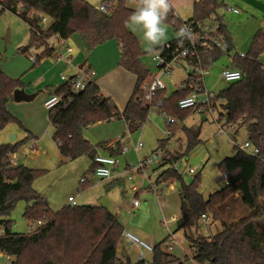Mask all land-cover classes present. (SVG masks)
I'll use <instances>...</instances> for the list:
<instances>
[{"label":"trees","instance_id":"trees-1","mask_svg":"<svg viewBox=\"0 0 264 264\" xmlns=\"http://www.w3.org/2000/svg\"><path fill=\"white\" fill-rule=\"evenodd\" d=\"M109 6L105 12L88 0H2L0 15L10 10L19 12L17 5L22 3L23 11L19 15L31 23L35 20L27 17L29 12L43 13L52 17L51 24L42 32L30 28L31 42L37 48H43L38 61L50 57L57 47L49 45V38L58 33L64 40L78 33L87 53L99 44L114 39L120 50L119 64L136 75L133 94L126 107L121 111L111 97L101 94L94 79L79 92H71L69 76L56 93L69 97L67 105L58 104L49 109V118L55 130L53 139L61 154L67 158L89 156L92 159L88 171H94L95 156L98 148L84 134L91 123L123 118L129 131L140 129L148 120L153 108L165 111L175 118L185 119L195 108H181L179 100L190 92V88L175 89L166 95L165 89L158 90L151 104H143L139 96L140 85L150 72V66L143 61L142 50L136 35L128 27V18L134 12L127 6L126 0L103 1ZM220 3L217 0H197L194 2L193 15L184 20L170 11L165 20L175 26V32L188 20H203L218 14ZM35 11V12H34ZM227 39V46L207 51L199 50L202 65L211 66L220 57L230 54L233 44L231 36L223 22L219 27ZM175 38L159 46L161 52L166 45L174 47L179 40ZM264 52V35L256 33L247 53L232 55L231 63L243 72L240 80L229 82V86L218 92L223 99L219 104L218 119L238 126L247 125V139L259 148L257 154H250L235 144L231 155L225 156L219 163L220 171L227 174L228 182L224 187L210 193L207 197L199 191L200 178L186 183L181 172L175 167L178 159L166 158L167 165L156 177V183H181L180 198L182 222L180 228L185 232L192 257L181 259L163 248L165 238L154 246L149 264H187L193 259L198 264H264V63L260 55ZM54 55V56H56ZM195 58H192L193 61ZM36 64V63H35ZM89 71V70H87ZM23 86L21 78H12L0 70V130L11 122L19 121L7 106L9 97L17 87ZM162 105L157 107V100ZM174 124L169 127L174 128ZM188 153L197 146L200 139L199 126H184ZM174 134L172 132L170 136ZM26 140L0 144V225L4 232L0 234V253L11 255L12 264H145L144 260L133 261L131 257H120L118 245L122 239L124 226L108 207L101 204H67L54 210L45 196L33 183L43 174V169H35L23 164L13 165L10 155L15 153ZM160 147L166 148L167 140L159 139ZM100 146L107 148L106 143ZM159 147V148H160ZM113 156L123 152L118 143L109 147ZM88 180L82 184L88 183ZM19 200L27 202L24 215L38 222L36 228L27 233L12 231L11 212ZM249 209V213L226 224L214 235L199 233L200 217L204 213L214 218L222 217V210L235 214L236 202ZM240 204V205H241ZM224 212V214H225ZM227 215V214H226ZM260 221H263L260 224Z\"/></svg>","mask_w":264,"mask_h":264},{"label":"rangeland","instance_id":"rangeland-1","mask_svg":"<svg viewBox=\"0 0 264 264\" xmlns=\"http://www.w3.org/2000/svg\"><path fill=\"white\" fill-rule=\"evenodd\" d=\"M88 1L98 6L106 0ZM107 1L113 2L115 0ZM170 2H172V0H170ZM227 3L229 6H237L241 10L240 14H235L231 9L225 8L223 4H221L218 9V15L223 16V22L227 25L230 35L233 38L235 49H231L229 53L234 54V51L239 53L247 52L256 33L261 32V34L264 35V13L260 14L258 10L249 7V3L243 0H227ZM252 3L256 6L253 0ZM126 4L135 11L138 6V0H126ZM173 5H175L174 10L177 12V15L182 19H188L193 15V0H174ZM171 9L172 7L170 10ZM37 15L40 16V21L36 22V24L21 17L19 12L15 13L6 10L0 15V70L12 78L23 77L31 64L29 56L40 54L43 50V48H37L31 42L30 28L33 27L36 30H40L41 27L47 28L53 19L49 15L43 13H37ZM42 16L46 18L44 22L42 21ZM162 26L166 27V36L169 37L161 40L160 44L152 46V51H148V44L143 38L142 27L128 23L129 29L136 35L142 50L145 52L143 61L148 63L149 66L153 63V56L160 51L159 46L169 41L168 39L171 40L177 36L175 26L170 21L164 20ZM25 45H29V48L25 53H22L20 49ZM260 60L264 63V52L260 55ZM227 62L228 56L225 54L210 67L209 73L204 77L206 89L218 93L229 86L230 83L220 76ZM190 69L191 66L185 61H182L175 65L171 74V79L164 75L162 76V79L167 85L165 88L166 95H170L182 84L183 80L187 78V73ZM155 72V68L150 69L151 74ZM41 89L44 90V88ZM139 94L142 96L143 90L140 89ZM29 103L36 104L35 99L24 102L23 104ZM142 103L145 104L147 102L142 100ZM43 109L49 123V130H46L45 135L40 138L43 139L41 148L45 150V153L35 158L28 157L26 162L22 159L21 164L29 163L30 165L26 166L44 170L43 174L34 180L33 185L45 196L54 210L61 209L67 202L70 194L75 196L76 204H89L83 202L82 199L85 193H92L96 198L95 204H102L107 197H110L111 200L115 199V203H117V212L119 213L124 210L123 213H125V208L129 209L128 202L135 194L133 186L141 187L143 180L150 179L149 176L153 172V168H156L159 162L148 163L143 172L138 171L134 164L139 160L151 156L154 152L159 154L161 163L165 162L166 158L177 157L178 159L174 162V165L179 172H181L183 180L186 183H190L195 176H198L200 178L198 189L204 197H207L211 192L225 185L222 180L223 174L219 168L220 161L225 156L231 155L234 151L235 144L241 145L247 136L246 124L239 125L237 129L232 130L229 126H225V119H218V110H215L212 114H205L207 119H203L204 113L200 114V112L195 109L183 120L177 117L175 118L176 123L172 129L174 134L169 137L167 130L171 127H169L167 123L168 115L160 113L161 110L152 107L147 122L140 129L134 132L127 131L128 135L124 141L127 142L126 145L130 147V150L123 151L116 155L118 162L115 166V174L118 176L101 178L97 176L94 171H88L92 163L89 156H81L74 160L64 162L60 161L61 157L59 156V150L52 138L53 134L51 131L53 130V125H51L49 121V109L45 107V105ZM21 113L24 115L25 121H29L30 123L38 122V114L34 111L30 112L28 109H23ZM41 114H43V111H41ZM110 121H101V123H108ZM9 124L16 126L19 132H23V130L26 129L21 118H19V121ZM185 125L200 127L201 141L188 153H186L187 137L183 130ZM222 125L224 127H222ZM155 127L162 133L161 138H158ZM88 128L89 127H86L84 131ZM13 133L16 134V132ZM10 136V134L6 135V131L1 129L0 144L9 142ZM105 139L106 138H97L96 140H90L97 146L98 152L103 155L108 154L105 148L100 146V144L106 143ZM159 139L167 140L166 148L160 147ZM140 141L143 145L139 151H136L134 146ZM19 151H23V148ZM21 155L23 157L25 156L24 153H21ZM191 166L197 168L196 173L191 174L189 172L188 169ZM130 175L132 176L131 178L129 177ZM117 177H123L125 180L124 185L122 186L117 183L112 185V188H107L106 182ZM83 178H92L93 183L90 184V182H88L84 185L82 184ZM169 184L170 183L161 184L162 187H159V194L152 190L142 189L137 197L140 199L142 206H147V209L144 208L142 211L141 207L139 213L138 210H135V212L127 213V215L130 219L133 217V222L141 224L140 227L142 232L138 233L134 231L136 235L153 246L160 243L165 238L170 239L172 236L170 234L174 233L173 240L176 239V245L171 252L181 259H186V255L192 257V252L189 242L185 237V232L180 228L182 222L180 206L181 183L174 180L172 182V187H169ZM168 192H170L169 195H167ZM161 202L164 205L163 209L165 212H169L170 215L176 213L179 217L178 220L171 223L172 226L170 229L167 227L168 224L164 220V214L160 207ZM240 204L237 200L235 205L236 208H234L236 209L235 214H232V208L229 212H225L224 209H221V218H214L210 214L209 234L203 233L201 229H199V233L214 235L222 230L226 224L248 214L249 209ZM26 205L27 202L25 200H19L11 212L10 218L13 220L12 231L14 232L27 233L31 231V228H36L39 225L38 222L32 224V222L25 217L24 211ZM262 223L263 221H260V224ZM3 232L4 228L0 225V234ZM127 251L133 261L138 260L137 255L139 254V250L137 248L128 245ZM152 256V252H146V258L148 260H151ZM8 263L7 257L4 254H0V264ZM187 264L198 263L191 258L187 261Z\"/></svg>","mask_w":264,"mask_h":264},{"label":"crops","instance_id":"crops-1","mask_svg":"<svg viewBox=\"0 0 264 264\" xmlns=\"http://www.w3.org/2000/svg\"><path fill=\"white\" fill-rule=\"evenodd\" d=\"M173 1L174 0L170 2V5L172 7L170 11H172L173 13L177 15V12L174 10L175 5H173ZM243 1H245L246 3H249L250 5L249 7H253V9L258 10L260 14L264 13V0H253L256 6L253 5L252 0H243ZM226 3H227V0H226ZM193 7H194V0H193ZM233 13L240 14L241 10L239 9V12L233 11ZM227 30L229 32L228 28ZM167 37L169 36H166V38ZM168 40L170 41V39ZM231 40L233 44L232 49H235L232 37H231ZM48 41L49 43H51L52 46L57 47L56 52H58V55L60 56L58 55L54 56L56 55V53H54V55L50 57H44L43 59L38 61L36 64L31 61L29 68L24 73L23 77L21 76V79L23 82V86H21V88H24L26 92H38L37 96L34 98L36 104L34 103L33 104H30V103L23 104L24 102H28V101H16L13 97V94L9 97V100L7 103L8 109L16 117H18V119L21 118V120L24 122V126L26 127V129L23 130V132L17 131L16 126H12L10 124H7L3 128V131H6V135L8 134L12 135L14 134L13 132H16L15 134L16 137L13 142L20 141V140H26L25 141L26 143H24L15 152L16 153V164L15 165L21 164L22 159L24 160V162H26L28 157L35 158V157H38L40 154L45 153V150L41 148L43 139H40V138L45 135L46 130H49V123L46 119V113L43 108L45 105V101L48 100L53 94H56L57 88H59V86H61L65 82L62 76L69 77V76L79 74L81 71H85V70L92 71L93 79L99 85L101 94L111 97L121 111L124 110L129 99L131 98L133 91H134L135 84H136V80H137L136 75L119 64L120 50L114 39H110V40H107L99 44L90 53L86 52L82 38L78 33L73 34L68 39L64 40L63 42H61L60 40L52 36L49 38ZM67 47L71 48L70 52H67ZM248 51L245 53L247 54ZM235 52L237 51H234V53ZM232 55L233 54L231 53L227 54L228 56L227 64L229 63V60ZM227 64H225V66H227ZM41 88H44L45 91L42 90ZM43 91L45 94L43 93ZM136 98H138V96ZM23 109H28V111L30 112L34 111L35 113H37L38 122L30 123L29 121H25V117L21 113V110ZM41 111H43V114H41ZM110 120H109L110 122L108 123H101V122L91 123L88 126L89 130L87 129L86 131H84L85 136L89 138V140H96L97 138L98 139L106 138L105 142H106L107 148H105V150L108 152L107 155H111L109 147L110 148L115 147L118 143L122 144L123 146L126 145L127 142H125L124 140L127 138V135H128L127 131H129L128 124L123 118L116 117ZM11 123H14V122H11ZM51 125L53 124L51 123ZM155 129H156L158 138H161L162 133L156 127ZM54 130H55V127L53 125V130L51 131L52 134L54 133ZM52 138H53V135H52ZM54 142L57 145V148L59 150V156L61 157L60 161L64 162V161L76 159V158L64 157L61 154L58 144L56 143L55 140ZM22 148H23V151H19ZM129 148L128 150H130ZM21 153H24L25 156L23 157ZM97 154H101V153L97 152ZM91 162H92V159H91ZM23 165H30V164L24 163ZM165 167L166 166H164L163 162L161 163V160H160L159 165H157L156 168H153V172L149 176L150 179L143 180L141 183V187L133 186V191L135 194H134V197L128 202L129 206H130L131 201L134 198H138L137 196L141 193L142 189L149 190V191L152 190L156 192L157 194H159L160 192L159 187H162L161 184H166V183L164 182L157 183L158 188H156V190L153 188L152 183L155 182L156 177ZM87 180L90 182V184L93 183L92 178L87 179ZM124 182L125 180L123 179V177L121 178L117 177V178L107 181L106 187L110 188L112 185L117 184V183L123 186ZM169 194L170 192H168L167 195ZM69 196H72V195L70 194ZM82 201L87 202L89 204H95L96 198L93 196L92 193H85ZM68 203L69 202L67 199V202L65 203V205H67ZM101 205H105L113 213L116 212L115 214L117 215L118 219L124 226V229L130 230L132 232L134 231L138 233L142 232V229L140 227L141 224L133 222V217L130 219L127 213H133L135 212V210H138V213H139L141 211L140 209L141 207L143 211L144 208L147 209V206L143 207L141 203L140 206L137 209H135L133 212H129L128 208H125V213H123L124 210L118 213L117 203H115V199L111 200L110 197H107ZM160 207L164 214V220H170L171 215L169 212L164 211L163 209L164 205L162 202L160 204ZM173 214H176V213H173ZM33 223L34 222H32V224ZM171 223L172 222L170 221L168 222L167 227H169V229L172 226ZM118 255L120 257L129 256L128 251H127V245L123 241L120 242L118 245Z\"/></svg>","mask_w":264,"mask_h":264},{"label":"built area","instance_id":"built-area-1","mask_svg":"<svg viewBox=\"0 0 264 264\" xmlns=\"http://www.w3.org/2000/svg\"><path fill=\"white\" fill-rule=\"evenodd\" d=\"M2 0H0L1 2ZM197 0H194V2ZM220 5L223 4L225 8L231 9L234 12H239L238 7H232L229 6L226 3V0H217ZM109 6L108 2L101 3L99 5V9L103 12L107 10V7ZM17 9L19 12L23 11V5L22 3H19L17 5ZM27 17L30 20H35L36 22L40 21V16L36 13L29 12L27 14ZM42 21H45V16H42ZM37 19V20H36ZM186 20V19H184ZM223 23V16H219L218 14L212 15L209 18L203 19V20H188L183 23L181 26L186 28L189 33L191 34V38H179L178 43L171 47L170 44L166 45V50L164 52L159 51L157 54H155L152 58L153 63L150 68H155L156 72L154 74H151L150 72L148 75H146V78L140 85V89L143 90V95L141 96L139 94L138 98L139 100H144L147 103L145 104H151L154 94L161 89L166 88V83L162 79V76H166L171 79L172 71L178 63L185 61L191 66V69L187 73V78L183 80L182 84L178 87V89L183 87L190 88V92L182 97L179 100V106L181 108H195L197 109L200 114H212L215 110L218 109V105L223 102L222 98H219L217 96V92L210 91L206 89L205 83H204V77L207 73L210 71V66L205 67L202 65V60L199 55V50L207 51L215 48H223L225 49L227 46V39L226 36L219 31V27ZM45 30V28L41 27L39 32H42ZM52 37L60 40L61 42L64 41L60 37L58 33L53 34ZM50 46L51 43H49ZM71 48L67 47V52H70ZM241 56H247L245 52L239 53ZM57 56V55H56ZM60 56V55H58ZM62 56V55H61ZM30 60L33 63H37L38 56L37 55H30ZM192 58H195L193 61ZM69 60V59H68ZM232 56L229 60V63L227 66L223 67L221 71V78L224 79L227 82H234L237 80H240L243 77V72L238 67H235L231 63ZM63 79L66 81L69 79L68 76H62ZM93 79V72L92 71H81L79 74L74 75L73 78L70 79L71 82V92H79L80 90H83L88 81ZM69 97L65 98L62 95L59 94H53L48 100L45 101V106L48 109H52L55 106H57L60 103H63V105H67L69 102ZM157 107H160L162 105V99L157 100ZM160 113L167 114L165 111H161ZM168 115V126L170 124H174L175 117ZM225 126H229L232 130L237 129L238 125L236 123H227L225 119ZM222 127H224L222 125ZM173 132L172 128H169L167 130V134L171 135ZM143 143L140 141L137 144H135V150L138 151L142 147ZM238 145V144H236ZM239 148L243 149L247 153L250 154H257L259 152V148L255 146L252 142H250L248 139H245V141L238 145ZM128 146H123V151L128 150ZM162 158V157H161ZM10 161L13 165L16 164V153H13L10 155ZM160 162V156L157 152H154L151 156H148L142 160H139L137 163L134 164V166L137 168L138 171L143 172L144 169L147 167V164L150 162ZM95 170L94 173L101 177V178H112L115 176H118L115 174V166L117 165L118 160L113 155H102V154H96L95 156ZM189 172L191 174H194L197 172L196 167H189ZM222 180L226 184L228 182V177L226 173H223ZM132 177L131 175L129 176ZM87 179L83 178L82 182ZM153 188L156 190L158 188V185L156 182L152 183ZM169 187H172V182H170ZM68 204L70 205H76V198L75 196H69L68 198ZM141 204V201L139 198H134L129 206V212H133L135 209H137ZM179 217L176 214H172L170 216V220H165V222L168 224V222H173L175 220H178ZM209 220H210V214L204 213L200 217L199 225L200 229L205 234H209ZM172 235L170 239L165 241L163 243V248L166 251H172L176 245V239L174 238V233L170 234ZM124 242L127 246L135 247L139 250V254L137 255V258L139 260H144L145 264H149V260L146 258V252H154V246L142 238H140L138 235H136L134 232L124 229L122 233V239L121 242ZM4 254L9 263H13V259L11 255Z\"/></svg>","mask_w":264,"mask_h":264},{"label":"clouds","instance_id":"clouds-1","mask_svg":"<svg viewBox=\"0 0 264 264\" xmlns=\"http://www.w3.org/2000/svg\"><path fill=\"white\" fill-rule=\"evenodd\" d=\"M170 8V0H138L136 10L129 16L128 23L142 27L148 51H152V46L160 44L161 40L166 38V27L162 25ZM177 35L181 38H191V34L184 27Z\"/></svg>","mask_w":264,"mask_h":264},{"label":"water","instance_id":"water-1","mask_svg":"<svg viewBox=\"0 0 264 264\" xmlns=\"http://www.w3.org/2000/svg\"><path fill=\"white\" fill-rule=\"evenodd\" d=\"M37 20V19H36ZM29 48V45L23 46L20 51L25 53ZM151 67V66H150ZM38 92H26L24 88L17 87L13 91V97L16 101H31L37 96ZM203 119H206V116H203ZM15 134L10 136V141L13 142L15 140ZM247 139V136L245 137ZM117 216V215H116ZM126 253V252H125ZM124 253V254H125Z\"/></svg>","mask_w":264,"mask_h":264}]
</instances>
